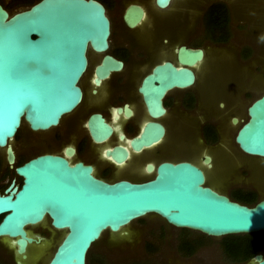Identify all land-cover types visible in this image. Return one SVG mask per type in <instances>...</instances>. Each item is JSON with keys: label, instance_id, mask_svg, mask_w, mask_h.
<instances>
[{"label": "flooded vegetation", "instance_id": "flooded-vegetation-1", "mask_svg": "<svg viewBox=\"0 0 264 264\" xmlns=\"http://www.w3.org/2000/svg\"><path fill=\"white\" fill-rule=\"evenodd\" d=\"M4 1L0 4L10 12ZM37 1L21 0V5ZM95 1L104 8L109 33L102 49L87 43L86 69L78 81L81 101L48 129L21 124L13 140L22 154L12 140L10 164L4 148L0 186L9 176L10 181L0 193L22 184L16 166L53 153L69 165H90L95 178L110 183L144 182L162 163H190L214 191L247 205L264 198V157L244 153L235 141L249 105L264 94L261 33L237 16L232 0H170L164 7L155 0ZM254 64L261 66L255 78ZM168 65L191 70L193 80L170 84ZM96 115L106 131L91 128L90 117ZM31 229L51 244L60 238L48 219ZM259 233L257 251L264 244V232ZM237 239L178 227L151 214L118 233L104 232L90 264H236L244 259L225 252L223 243ZM219 252L221 259L215 256ZM37 256L40 260L47 252ZM15 259L0 238V264H16Z\"/></svg>", "mask_w": 264, "mask_h": 264}, {"label": "water", "instance_id": "water-1", "mask_svg": "<svg viewBox=\"0 0 264 264\" xmlns=\"http://www.w3.org/2000/svg\"><path fill=\"white\" fill-rule=\"evenodd\" d=\"M155 1L164 7L170 0ZM108 33L104 8L95 0H38L13 13L0 4V150L5 148L10 164L11 141L22 123L33 131L48 129L81 101L78 81L86 69L87 43L102 49ZM170 68V84L193 80L191 70L165 66ZM155 89L160 92L158 87L151 92ZM158 99L152 101L156 106ZM89 123L106 131L97 115ZM235 141L244 153L264 157V94L249 105ZM91 170L53 153L15 167L22 184L0 193V238L15 251L16 264L48 253L52 244L31 229L46 219L60 238L42 264H87L88 251L104 232L118 233L151 214L210 236L264 232V198L247 205L214 191L190 163H162L155 177L144 182L110 183ZM247 264H264V245Z\"/></svg>", "mask_w": 264, "mask_h": 264}, {"label": "rangeland", "instance_id": "rangeland-1", "mask_svg": "<svg viewBox=\"0 0 264 264\" xmlns=\"http://www.w3.org/2000/svg\"><path fill=\"white\" fill-rule=\"evenodd\" d=\"M4 2L8 3L10 13H13V12L24 7V5H21V0H5ZM232 2L236 6L237 16L247 18L252 29L257 30L261 33L260 41H261V44L263 45L262 56H263V63H264V0H232ZM251 71H252L253 76L255 78L256 76H258L257 73L261 72V66L254 64L251 67ZM262 75H264V71H263ZM235 131H236V129H235ZM235 131H234V133H235ZM234 133H233V135H234ZM12 142L18 146V148H19L18 150L21 153L22 147L19 145V143H17V141L14 142V140ZM4 157H5L4 156V150L1 149L0 150V164L2 163V160L4 161ZM11 174L14 176V173L12 171H11ZM9 181H10V176L3 180V182L0 186V191L6 187V185L9 183ZM149 218L152 220H154V219L156 220L158 217L156 218L155 216H150ZM105 236H106V234L103 236V238H105ZM263 245H261L259 248L261 249L263 247ZM53 246H54V243L52 244V246H50L48 253H47V256L52 252ZM99 246L100 247L102 246V240H101V242L98 241L88 251L87 259H86L87 264H90L93 262L94 253L99 250L98 249ZM206 252L210 253L211 251L208 252V250L206 249ZM215 256H217L218 258L220 257V259H221V258H223V253L219 252L218 255L216 253ZM42 261L43 260L32 261V264H42L43 263ZM248 261H249V259L248 260L244 259L242 261H237L236 264H247Z\"/></svg>", "mask_w": 264, "mask_h": 264}, {"label": "trees", "instance_id": "trees-1", "mask_svg": "<svg viewBox=\"0 0 264 264\" xmlns=\"http://www.w3.org/2000/svg\"><path fill=\"white\" fill-rule=\"evenodd\" d=\"M226 236L238 237L232 243H223L224 251L237 259H245L257 252L260 233L229 234Z\"/></svg>", "mask_w": 264, "mask_h": 264}, {"label": "bare ground", "instance_id": "bare-ground-1", "mask_svg": "<svg viewBox=\"0 0 264 264\" xmlns=\"http://www.w3.org/2000/svg\"><path fill=\"white\" fill-rule=\"evenodd\" d=\"M3 150H4V148H3ZM16 255V254H15Z\"/></svg>", "mask_w": 264, "mask_h": 264}]
</instances>
